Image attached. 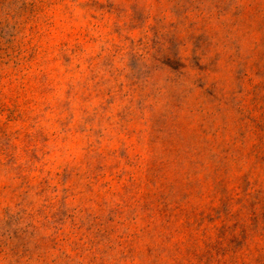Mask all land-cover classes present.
<instances>
[{"label": "rangeland", "instance_id": "rangeland-1", "mask_svg": "<svg viewBox=\"0 0 264 264\" xmlns=\"http://www.w3.org/2000/svg\"><path fill=\"white\" fill-rule=\"evenodd\" d=\"M0 264H264V0H0Z\"/></svg>", "mask_w": 264, "mask_h": 264}]
</instances>
